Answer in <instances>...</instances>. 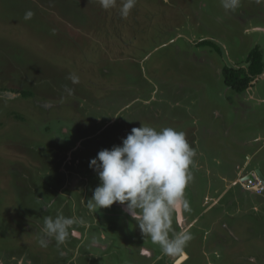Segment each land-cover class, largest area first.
<instances>
[{"label":"rangeland","instance_id":"obj_1","mask_svg":"<svg viewBox=\"0 0 264 264\" xmlns=\"http://www.w3.org/2000/svg\"><path fill=\"white\" fill-rule=\"evenodd\" d=\"M122 3L0 0V260L264 264V188L241 184L264 176V69L240 92L222 75L225 65L243 75L254 48L264 61V0L234 11L221 0H136L127 17ZM142 124L185 132L196 153L188 210L173 213L172 229L191 235L182 254L143 237L119 203L87 207L100 183L91 159ZM57 215L86 227L42 247L44 220Z\"/></svg>","mask_w":264,"mask_h":264},{"label":"clouds","instance_id":"obj_2","mask_svg":"<svg viewBox=\"0 0 264 264\" xmlns=\"http://www.w3.org/2000/svg\"><path fill=\"white\" fill-rule=\"evenodd\" d=\"M221 2L226 10L233 11L241 4V0ZM98 3L105 10L117 6V0H98ZM135 3L136 0H123L120 15L127 17ZM32 16L29 10L24 18ZM69 79L73 84L79 83V77L74 74ZM68 91L71 93V89ZM195 155L183 131L173 127L157 130L144 124L132 128L122 138V144L104 148L91 159L89 166L96 171L100 183L87 201L89 211L96 213L119 203L143 237H150L165 254H182L191 235L187 227H181L179 232L172 229L173 213L188 210L184 193L191 180L189 169ZM79 226L86 227L83 218L48 217L44 220L39 244L47 247L53 239L62 244L70 235H80Z\"/></svg>","mask_w":264,"mask_h":264},{"label":"trees","instance_id":"obj_3","mask_svg":"<svg viewBox=\"0 0 264 264\" xmlns=\"http://www.w3.org/2000/svg\"><path fill=\"white\" fill-rule=\"evenodd\" d=\"M200 46H211L216 50H220L219 47L210 40H201L198 42ZM264 61L259 49L254 48L249 53V61L246 72L243 75L238 74V70L225 65L222 68V75L227 84L237 92L245 90L253 78L257 77L263 72Z\"/></svg>","mask_w":264,"mask_h":264},{"label":"built area","instance_id":"obj_4","mask_svg":"<svg viewBox=\"0 0 264 264\" xmlns=\"http://www.w3.org/2000/svg\"><path fill=\"white\" fill-rule=\"evenodd\" d=\"M242 186L247 189H252L254 191H261L264 188L263 180L258 176L255 171H250L248 174L243 176Z\"/></svg>","mask_w":264,"mask_h":264},{"label":"water","instance_id":"obj_5","mask_svg":"<svg viewBox=\"0 0 264 264\" xmlns=\"http://www.w3.org/2000/svg\"><path fill=\"white\" fill-rule=\"evenodd\" d=\"M256 173L258 174V176L263 180V182H264V176H263V174L261 173V171L260 170H256Z\"/></svg>","mask_w":264,"mask_h":264},{"label":"bare ground","instance_id":"obj_6","mask_svg":"<svg viewBox=\"0 0 264 264\" xmlns=\"http://www.w3.org/2000/svg\"><path fill=\"white\" fill-rule=\"evenodd\" d=\"M180 211V210H179ZM184 256V255H183ZM181 259H179L177 262H179Z\"/></svg>","mask_w":264,"mask_h":264}]
</instances>
